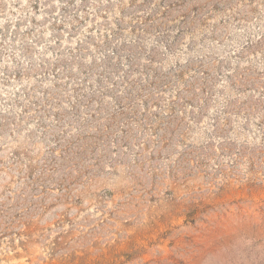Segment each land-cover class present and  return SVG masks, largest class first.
Masks as SVG:
<instances>
[{
	"label": "rangeland",
	"instance_id": "rangeland-1",
	"mask_svg": "<svg viewBox=\"0 0 264 264\" xmlns=\"http://www.w3.org/2000/svg\"><path fill=\"white\" fill-rule=\"evenodd\" d=\"M0 264H264V0H0Z\"/></svg>",
	"mask_w": 264,
	"mask_h": 264
}]
</instances>
